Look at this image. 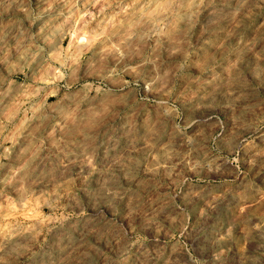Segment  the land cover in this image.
<instances>
[{
	"label": "rangeland",
	"instance_id": "obj_1",
	"mask_svg": "<svg viewBox=\"0 0 264 264\" xmlns=\"http://www.w3.org/2000/svg\"><path fill=\"white\" fill-rule=\"evenodd\" d=\"M0 264H264V0H0Z\"/></svg>",
	"mask_w": 264,
	"mask_h": 264
},
{
	"label": "bare ground",
	"instance_id": "obj_2",
	"mask_svg": "<svg viewBox=\"0 0 264 264\" xmlns=\"http://www.w3.org/2000/svg\"><path fill=\"white\" fill-rule=\"evenodd\" d=\"M84 38V37H83Z\"/></svg>",
	"mask_w": 264,
	"mask_h": 264
}]
</instances>
